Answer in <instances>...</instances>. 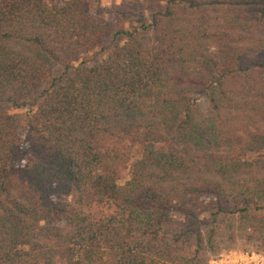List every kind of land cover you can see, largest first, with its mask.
<instances>
[{
	"label": "trees",
	"instance_id": "trees-1",
	"mask_svg": "<svg viewBox=\"0 0 264 264\" xmlns=\"http://www.w3.org/2000/svg\"><path fill=\"white\" fill-rule=\"evenodd\" d=\"M147 6L0 0V264H206L209 207L264 252V0Z\"/></svg>",
	"mask_w": 264,
	"mask_h": 264
},
{
	"label": "rangeland",
	"instance_id": "rangeland-1",
	"mask_svg": "<svg viewBox=\"0 0 264 264\" xmlns=\"http://www.w3.org/2000/svg\"><path fill=\"white\" fill-rule=\"evenodd\" d=\"M64 1V0H57ZM70 1V0H66ZM159 1L164 6L166 0H153ZM91 11L98 13L100 17L109 21L118 30L128 31L131 26H136V20L138 13H144L146 17L149 16L150 11L147 6L148 0H88ZM124 39L122 36L116 42L108 41L106 45L113 47L116 44H123ZM101 54L98 50L91 52L83 57V60L87 62L97 61L101 58ZM99 61V60H98ZM38 93L35 94L37 96ZM201 101L202 106L206 105L205 98L203 96L196 95ZM0 111L11 115L16 123L21 128L22 132L25 128L27 116L29 115V109L26 108H14L11 105H0ZM264 148V147H263ZM264 154V150H263ZM129 178L126 175V180ZM125 180V181H126ZM208 202V201H207ZM215 209L209 207L204 213L200 215L201 221V238L204 241V257L206 258V264H264V252L250 247L249 243L245 241L246 232L239 229V224L231 226L234 228V234L236 236L235 241L227 239L228 230L222 226L217 231L213 245L207 246L206 239L208 238L210 231L215 228L218 223L223 224V216H213ZM185 226H189L185 223ZM245 227V224L243 225Z\"/></svg>",
	"mask_w": 264,
	"mask_h": 264
}]
</instances>
